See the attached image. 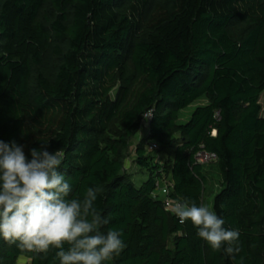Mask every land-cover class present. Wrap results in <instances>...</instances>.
I'll return each mask as SVG.
<instances>
[{
  "label": "trees",
  "instance_id": "trees-1",
  "mask_svg": "<svg viewBox=\"0 0 264 264\" xmlns=\"http://www.w3.org/2000/svg\"><path fill=\"white\" fill-rule=\"evenodd\" d=\"M263 92L264 0H0V140L29 159L48 142L63 153L71 196L100 189L102 231H122L127 245L104 264H264ZM150 111L135 148L149 177L137 186L125 163ZM149 141L172 155L157 161ZM201 147L218 156L213 211L239 230L235 259L155 195L166 174L174 199L204 204ZM21 257L59 264L55 250L44 257L0 238V264Z\"/></svg>",
  "mask_w": 264,
  "mask_h": 264
},
{
  "label": "clouds",
  "instance_id": "clouds-1",
  "mask_svg": "<svg viewBox=\"0 0 264 264\" xmlns=\"http://www.w3.org/2000/svg\"><path fill=\"white\" fill-rule=\"evenodd\" d=\"M24 147L0 140V238L44 257L55 250L59 264H104L119 255L127 245L122 231H102L110 220L95 206L100 189L88 187L82 197L71 196L72 186L59 171L63 153L49 152L43 142L30 149L29 159ZM165 210L180 224L190 221L214 251L223 249L233 259L241 251L239 230L226 228L204 204L184 198Z\"/></svg>",
  "mask_w": 264,
  "mask_h": 264
},
{
  "label": "rangeland",
  "instance_id": "rangeland-1",
  "mask_svg": "<svg viewBox=\"0 0 264 264\" xmlns=\"http://www.w3.org/2000/svg\"><path fill=\"white\" fill-rule=\"evenodd\" d=\"M201 103H202V101L199 100V101L191 104L187 108H185L181 112L180 122L181 123L187 122L190 119L193 111ZM261 105H262V112L261 113H262V115H264V92L261 96ZM144 134H146V130L144 131ZM133 142H134V140H133ZM155 155H156V157H159L163 161V158L166 159L168 156L170 157V155H172V154L158 151L157 153H155ZM126 168H127V171L132 173L133 181L137 186H140L149 177L148 171L145 168L138 166L134 160L133 161L128 160ZM205 168L209 174V177H208L209 178V184H208L209 187L207 189V193H206V196L204 199V205L209 207L210 210L213 211V197H214V194L220 189L221 175H220V172L217 168L216 161L209 163L208 165H206Z\"/></svg>",
  "mask_w": 264,
  "mask_h": 264
},
{
  "label": "built area",
  "instance_id": "built-area-1",
  "mask_svg": "<svg viewBox=\"0 0 264 264\" xmlns=\"http://www.w3.org/2000/svg\"><path fill=\"white\" fill-rule=\"evenodd\" d=\"M152 117H153L152 111L145 114L142 120L140 132L146 130V133H148L149 124H150V120L152 119ZM147 148L149 152L157 153L160 149V145L157 142L149 141ZM156 159L157 161H160L162 163V160L159 157H157ZM195 159H196V162L199 164H209L213 161H216L218 159V156L216 153L209 152L205 150L203 147H201V149H199L196 152ZM173 189H174L173 180H171L166 174H162V177H160L156 182L155 195H159L162 197L165 207L167 206L169 202L176 200L171 196Z\"/></svg>",
  "mask_w": 264,
  "mask_h": 264
},
{
  "label": "crops",
  "instance_id": "crops-1",
  "mask_svg": "<svg viewBox=\"0 0 264 264\" xmlns=\"http://www.w3.org/2000/svg\"><path fill=\"white\" fill-rule=\"evenodd\" d=\"M201 101H202L201 104L206 103V100H204V99H202ZM143 135H144V131L139 132L137 137L134 138V142H133V144L131 146V149H130V154H129L128 158L126 159L125 167L127 166L128 160H130V161L134 160L135 161V158H136V153H135L136 144L138 143V141L141 139V137ZM30 263H31V260L29 258H26V257H21L19 259V262H18V264H30Z\"/></svg>",
  "mask_w": 264,
  "mask_h": 264
}]
</instances>
